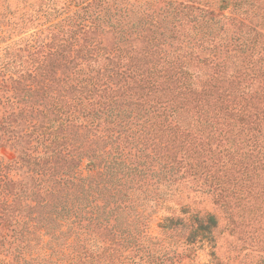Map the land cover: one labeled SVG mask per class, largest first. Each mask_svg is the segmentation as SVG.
<instances>
[{
	"label": "trees",
	"instance_id": "obj_1",
	"mask_svg": "<svg viewBox=\"0 0 264 264\" xmlns=\"http://www.w3.org/2000/svg\"><path fill=\"white\" fill-rule=\"evenodd\" d=\"M165 13L167 34L152 13L127 34L97 10L95 25L61 19L13 45L0 33V151L13 153L0 154V264H155L177 228L203 247L217 227L185 203L149 235L171 186L191 179L218 202L264 171V91L244 92L263 80L218 61L217 44L199 57ZM194 35L208 45L215 33Z\"/></svg>",
	"mask_w": 264,
	"mask_h": 264
},
{
	"label": "rangeland",
	"instance_id": "obj_2",
	"mask_svg": "<svg viewBox=\"0 0 264 264\" xmlns=\"http://www.w3.org/2000/svg\"><path fill=\"white\" fill-rule=\"evenodd\" d=\"M96 10L112 16L111 22L123 26L127 34L134 29L143 32L148 27L147 15L151 13L155 16L151 28L159 26V31L167 34L172 24L161 21V16L166 10L176 12V24H182L179 28L181 42L194 44L193 51L203 58L209 54L212 44H217L220 46L216 55L218 61L223 62L229 54L234 64L243 66L241 70L248 77L255 73L263 80L253 81L244 92L264 91V77L257 72L264 68V0H0V33L5 38V45H13L61 19L65 20L66 26L76 20L80 24L93 22L95 25ZM24 11L34 14L33 22L25 20L26 16L21 15ZM203 26L214 30V38H209L214 40L213 43L202 44L204 39L200 41V35H194ZM44 34L37 35L42 37ZM98 36L106 47H115L116 32L101 34L98 29ZM129 36L133 39L136 32ZM175 46L176 43L172 49ZM0 154L4 159L13 156L6 149ZM257 171L258 177L253 175L252 183L242 182L234 194L224 192L225 197L218 202L217 194L208 192V185L191 182V179L185 180L179 188L171 186L164 206L157 207L155 213L152 210L146 229L149 235H157L164 217L175 216V209L185 203L190 209L215 215L217 227L212 229L211 239L203 247L182 243L187 231L177 228L172 232V239L164 240L160 249L155 250L152 256L159 258L155 264H264V171L260 168ZM147 212L150 215V210ZM149 219L142 220L139 226L145 228ZM169 242L170 247L166 246Z\"/></svg>",
	"mask_w": 264,
	"mask_h": 264
}]
</instances>
